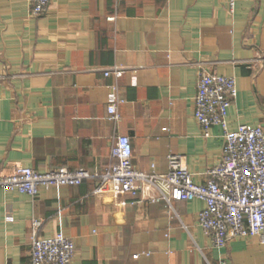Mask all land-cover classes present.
<instances>
[{"label":"crops","instance_id":"1","mask_svg":"<svg viewBox=\"0 0 264 264\" xmlns=\"http://www.w3.org/2000/svg\"><path fill=\"white\" fill-rule=\"evenodd\" d=\"M114 67L122 76L105 77ZM200 68L235 80L230 132L264 128V0H238L232 13L227 0H53L38 17L27 0H0V175L102 173L127 136L138 171L165 174L174 154L204 184L223 132L203 138L193 118ZM112 86L124 101L117 122L107 119ZM152 195L116 199L94 181L41 188L35 200L0 191V264H29L35 222L40 240L74 242L71 264H264L257 238L212 247L197 225L202 201L169 210Z\"/></svg>","mask_w":264,"mask_h":264},{"label":"built area","instance_id":"2","mask_svg":"<svg viewBox=\"0 0 264 264\" xmlns=\"http://www.w3.org/2000/svg\"><path fill=\"white\" fill-rule=\"evenodd\" d=\"M30 14L38 17L47 11L53 0H27ZM229 11L238 0H227ZM250 1V0H244ZM105 77L120 78L122 70L114 67L103 72ZM111 87L108 98L107 119L117 122L118 105L124 101ZM235 80L206 70L197 73L193 118L203 138L209 129L219 126L223 132L220 162L206 171V182L197 184L179 155L167 156L168 170L156 174L138 171L132 164V148L127 136H117L110 156L115 164L102 173L85 169L69 170L65 167L41 173L16 166L10 175H0V191L15 192L35 200L41 188L77 187L94 181L99 187L108 185L114 198L122 195L137 198L151 191V203L163 202L169 210L174 203L199 200L204 209L197 214V225L209 237L214 249H223L229 238H257L264 247V128L240 125L235 132L227 128V112L236 98ZM118 205H124L118 201ZM39 223L35 222L30 241L29 264H71L74 242L55 234L48 240L38 238ZM138 256H133L137 259ZM220 264H227L220 260Z\"/></svg>","mask_w":264,"mask_h":264}]
</instances>
